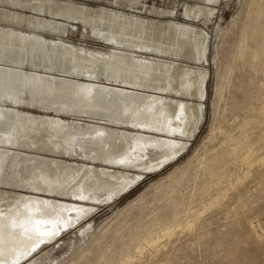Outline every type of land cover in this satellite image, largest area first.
<instances>
[{
    "label": "bare ground",
    "instance_id": "bare-ground-1",
    "mask_svg": "<svg viewBox=\"0 0 264 264\" xmlns=\"http://www.w3.org/2000/svg\"><path fill=\"white\" fill-rule=\"evenodd\" d=\"M221 1H188L185 15L206 23ZM145 11L143 0H0V264L21 262L108 188L125 189L196 136L207 71L194 63L207 60L208 32L174 9L166 20L154 6V16ZM71 21L114 47L66 41ZM227 33L223 58L218 48L215 56L219 99L250 65L262 72L251 109L229 116L224 103L169 181L129 202L63 264H264V0H245Z\"/></svg>",
    "mask_w": 264,
    "mask_h": 264
},
{
    "label": "rangeland",
    "instance_id": "rangeland-1",
    "mask_svg": "<svg viewBox=\"0 0 264 264\" xmlns=\"http://www.w3.org/2000/svg\"><path fill=\"white\" fill-rule=\"evenodd\" d=\"M75 1V0H72ZM79 1V0H77ZM91 5V7H98L101 5L108 6L114 4L116 0H82ZM126 1V0H125ZM146 3V11L142 14L144 18L154 16L148 11L151 7H155L161 12L157 18L166 20L175 17L179 21H184L189 25L202 28L208 32L209 40L206 46L207 60L196 62L195 65L203 67L207 71L205 80V95L198 98L196 101L203 104V118L196 136L191 139L188 148L182 151L176 158L166 161L156 169L148 171H141L142 174L135 182L131 183L125 189L121 185L111 186L102 193V197L95 201L92 211L88 212L83 217L79 218L78 223L62 231L59 236L45 243L39 249L32 252L30 255L22 259L17 264H63L65 257H67L72 248L84 247L88 245L94 237V233L102 229L103 225H109L116 214L121 211L129 202L134 200L137 196L145 192L152 186V191L160 189L158 182H168L170 173L177 167L184 164L195 152L202 146L211 130V123L215 113L224 107L227 102V113L232 115L234 112H243V106L251 109L252 103L256 99V86L262 72L255 71L253 66H239L232 74L231 81L224 87V98L219 99V93L222 88V81H219L218 66L220 58H223L225 49V41L228 37L227 28L231 23L233 17L240 11L245 0H222L216 7L217 10L209 16L208 22L203 23V18L196 19L192 16L185 15V8L187 2L193 0H143ZM129 6V5H128ZM125 5V7H128ZM13 9H16L13 7ZM174 9L176 14L173 17L168 16L167 12ZM24 12L35 13L33 9H27ZM49 17V16H48ZM51 39H55L50 36ZM63 38L73 43L76 46H85L87 49H98L108 51L112 49L115 43L107 42L99 39L92 31L86 30L81 22L71 21L69 31ZM219 49V55L216 64L215 56ZM225 59L220 62L223 63ZM178 61V60H175ZM261 86V85H260ZM183 98L189 99L184 96ZM190 100V99H189ZM28 111L44 112L43 110L34 107H24ZM233 111V112H232ZM47 114H56L53 111L46 112ZM63 117L72 118L71 116L63 114ZM85 118V117H83ZM77 119V118H75ZM78 120V119H77ZM85 121V119H82ZM264 145V141H263ZM157 148H151L148 153L154 152ZM38 154V152H30ZM46 158H56L58 160L82 161L73 156H68L62 152H52L45 150L40 154ZM135 172L131 170L130 173ZM20 192L19 189L15 190ZM264 193V192H263ZM219 222L213 225L215 228ZM89 229L83 231L84 229ZM249 244V243H247ZM47 250L49 252L47 253ZM204 256V250H202ZM206 263V260H204ZM167 264V261H164Z\"/></svg>",
    "mask_w": 264,
    "mask_h": 264
}]
</instances>
